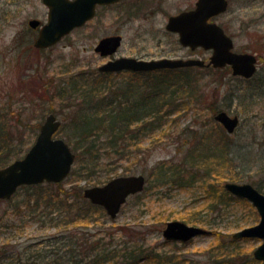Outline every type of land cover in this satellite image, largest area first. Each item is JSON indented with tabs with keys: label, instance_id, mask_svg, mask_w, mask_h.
<instances>
[{
	"label": "rangeland",
	"instance_id": "1",
	"mask_svg": "<svg viewBox=\"0 0 264 264\" xmlns=\"http://www.w3.org/2000/svg\"><path fill=\"white\" fill-rule=\"evenodd\" d=\"M3 1L6 0H0ZM26 1L27 8L14 19L15 30L28 26L26 22L31 15L45 17L32 7L39 0ZM193 1L184 0L183 7ZM230 4L229 11L220 21L235 36L233 46L237 51L258 56L257 72L245 79L234 76L226 66L208 70H197L193 66L167 74L168 78H177L175 81L178 83L194 81L191 98L186 97L184 91L180 92L183 105L177 111L163 116L151 130L149 125L147 129H141L129 144L120 145L125 153L121 160L116 158L119 156L117 153L106 148L103 155L109 156H103L104 160L93 169L88 164L80 170L75 161L73 172L63 181L69 196L78 188L83 196L84 188L103 185L113 176L143 174L146 179L143 191L129 196L113 219L107 214L92 213L86 220L78 221L77 227L66 229L64 225L41 223L40 218H46H39L38 214L45 211V205L34 204L37 196L50 195L54 188L42 187L38 194L32 193L30 198L33 201L29 204L25 191L18 188L10 200L0 199V264H12L11 258L32 256V253L45 249L46 244H50L49 239H54L52 236L55 234L61 235L62 229L65 235L75 236L73 239L78 241L77 245L84 246L96 238L98 244L111 248L116 245L125 248L140 246L143 253H149L151 257L139 264H208L213 259H223L227 254L233 258L234 264H261L252 258V252L261 240L232 239L235 231L258 222L260 216L256 208L243 198H218V188H224V183L230 181L254 184L264 193V0H231ZM108 13L105 18H95L74 31L53 50L32 56L33 70L30 72L37 99L35 120L41 124L48 110L53 109L62 122L57 137L66 140L75 154L73 143L81 130L76 128L75 117L84 112L78 103L90 81L94 79L97 86L111 87L128 84L130 80L137 85L148 84L147 77L130 72L100 77L98 66L104 59L91 49L96 40L118 29L124 36L118 54L128 55L134 52L133 45L138 46L140 39L151 44L150 39L156 33H164L161 15H151L147 21L137 19L121 24L115 22V11ZM69 42L73 44H67ZM184 53L183 49L177 52L178 55ZM183 73L189 74L191 81L180 78ZM218 110L228 111L239 118L232 132H227L214 120ZM149 121V117L133 121L130 129L142 128V124ZM30 129L28 126L26 133H29L32 143L38 130L31 134ZM27 148L22 147L24 151ZM18 150H10V158L6 160L7 149L1 150L0 167L13 160ZM81 160L84 162L86 159L82 157ZM212 185L217 186L215 196ZM19 208L27 211L18 213ZM171 220L203 227L208 233L189 242L167 241L162 229ZM68 238L64 237L65 240ZM10 244L14 246L8 251L5 245ZM5 253L10 255L8 259H5ZM228 262L224 260L218 264H231Z\"/></svg>",
	"mask_w": 264,
	"mask_h": 264
},
{
	"label": "water",
	"instance_id": "2",
	"mask_svg": "<svg viewBox=\"0 0 264 264\" xmlns=\"http://www.w3.org/2000/svg\"><path fill=\"white\" fill-rule=\"evenodd\" d=\"M108 2L113 0H43L49 8L46 24L38 32L34 45L38 47L50 46L58 41L74 26L84 24V21L94 15L95 2ZM200 0L198 8L189 14H184L186 33L183 28L175 27L174 21L170 20L168 28L180 32V40L183 44H200L214 48L211 56V64L223 67L229 64L234 75L239 74L245 78L251 76L255 70L256 57L248 52H233L232 41L226 36L220 27H208L201 24L200 16L192 17L193 14L205 12L206 6ZM223 4V3H222ZM221 4V5H222ZM225 5H222L223 9ZM197 20L200 24L193 23ZM180 21V20H179ZM30 26H38V20L31 19ZM120 37L106 36L101 39L96 49L103 55L113 53L120 44ZM182 65H204L200 59H161V60H136L134 58L118 57L108 60L99 67L102 71H119L120 69L150 70L161 67H177ZM45 122L40 126V132L35 142L27 149L22 158L8 163L0 168V199H7L21 185L39 184L42 182H60L69 173L74 163L75 154L70 146L62 138H53L57 131L60 120L53 113H49ZM214 119L220 122L227 132H232L238 125V117L231 116L226 111H219ZM145 185L142 174L114 176L103 185H93L83 189V195L90 202L100 205L110 218H115L120 207L125 203L129 195L141 192ZM225 188L236 196L246 197L252 205L256 206L259 216L258 223L245 226L233 233V238L258 237L262 243L254 251V257L261 259L264 264V194H261L252 184L242 182H225ZM163 236L169 240L188 241L190 238L207 232L206 229L194 225H188L181 220H171L162 229Z\"/></svg>",
	"mask_w": 264,
	"mask_h": 264
},
{
	"label": "trees",
	"instance_id": "3",
	"mask_svg": "<svg viewBox=\"0 0 264 264\" xmlns=\"http://www.w3.org/2000/svg\"><path fill=\"white\" fill-rule=\"evenodd\" d=\"M172 72L174 71H170V73L163 71L145 73L144 76L148 79V84L145 86L142 84L137 85L131 80L128 85L119 84L117 87L104 84L97 86L94 79L89 82L90 86L85 87L82 93L81 107L84 112L78 113V116L76 114L77 117H75L78 123L76 128L81 130L75 136L73 148L76 150L75 160L80 165L78 166L80 170L89 165L93 169L100 161L104 160L102 158L103 154L107 152L106 148L117 153L119 156L116 158L120 157L119 159L121 160L125 153L122 151L124 148H119L120 145L129 144L130 140L136 137L141 129H147L149 125L151 130L155 126L154 123L159 122L163 116L171 115V113L177 111L183 105L180 103L183 102L182 100L180 101L182 94L180 92L184 91L185 96L191 98L189 96L193 95L191 90L194 91L192 83L194 81L190 80V75L183 73L180 78L189 79L191 83L189 81L178 83L175 81L177 78L171 79L167 77V74H172ZM99 76L108 77L106 74L100 73ZM101 81L99 80L98 82ZM93 101L95 102L92 105L88 104ZM139 115H141V118ZM147 117H149L150 121L142 124V128L130 129L133 121H138L139 119L143 121ZM108 156L106 154V157ZM82 157L86 159V163L81 160ZM72 172L71 169L70 173ZM63 181L59 183L49 182L45 184L39 183V185H23L20 187L29 198L28 204L33 201L30 198L32 193L38 194L37 192L42 187L54 188L52 194L39 195L35 199V205H45V211L38 215L39 218L45 216L47 221L40 218L41 223H46L47 226L64 225L66 229H73L78 226V221L86 220L87 216H91L90 214L92 213L106 215V212L100 206L91 204L82 196L80 188L75 190V194L69 196L67 189L63 187L65 183ZM215 186H213L214 196L217 193V186ZM218 190H220V195L218 196L220 200H223L224 197L231 198V195L222 186ZM43 196H46L45 199L41 198ZM7 200H10V198ZM25 210L19 208L17 211L19 213ZM35 210H31V212ZM63 232L65 231L62 229L59 232L61 235H51L54 239L50 238V244H46L49 250L46 251V247L36 253H32V256L23 255L11 258L12 264H139L141 260L148 261L151 257L149 253L144 254L140 246L125 248L116 245L111 248L106 244H98L96 238L91 239L84 246L83 244L77 245L78 241L73 239L75 236L71 237L73 234L65 235ZM64 237L69 238L65 240ZM11 246H14V244L5 245V248L10 251L9 248ZM5 255H7V257L4 256L5 259L10 257L9 254L5 253ZM157 258L160 259L162 257L157 256ZM224 260L225 262L230 261L228 263L231 264L235 263L233 258L227 254L223 255V259H213L208 264H218Z\"/></svg>",
	"mask_w": 264,
	"mask_h": 264
},
{
	"label": "flooded vegetation",
	"instance_id": "4",
	"mask_svg": "<svg viewBox=\"0 0 264 264\" xmlns=\"http://www.w3.org/2000/svg\"><path fill=\"white\" fill-rule=\"evenodd\" d=\"M200 0H194L183 7L184 0H113L108 2H95L94 10L95 14L93 17L88 19L82 26H75L71 31H69L64 37L59 41L54 42L53 45L38 47L34 45V42L38 36L39 30L45 24L48 18V6L43 0H39L38 4L34 3L32 5L35 11L40 14H45L44 18L37 17L36 15H31L27 19L26 24L28 26H21V28L14 29V19L20 15V11L26 9V0H6L0 2V156H3L1 150L7 149L5 152V160L10 158L9 151L19 148L16 155L13 157V161L16 158H21L25 155L26 151L22 147L30 146L31 139L29 133H26L28 126L31 127V134L33 131L38 130L40 124L35 120L36 115L35 107L37 104V99L34 97V82L32 81V56L38 54V52L53 50L55 45L63 41L64 38L76 32L78 29L84 27L86 24L91 23L95 18H105L108 12L115 11L116 15L114 18L117 20L115 22L125 24L133 20L147 21L148 18L152 16L161 15L164 18V24L162 29L164 33L161 35L160 32L156 33L150 40L151 44H147L146 40L140 39L138 46L133 45V51L128 53V55L118 54V49L123 42V34L117 29L116 32L106 34L96 40V43L92 46V51L95 55L103 58L104 62L110 59L118 58L119 56L133 57L136 60L150 61V60H161V59H188L193 57H198L209 61L212 49L204 48V46H191V44H183L179 39V31L168 28L170 19L180 16V19L175 20V27H181L185 30V13L189 14L198 8V3ZM225 3V8L220 11L221 4ZM231 0H206V16L205 12L201 14H193L192 17L200 16L201 24L208 25V27L220 26L224 32L232 38L234 43L235 36L229 32V27L220 21L224 14L229 11ZM13 5H15L13 7ZM31 19L38 20V26L32 27L29 24ZM180 20V21H179ZM193 23L200 24L197 20ZM217 25V26H215ZM32 34V35H31ZM35 34V35H33ZM109 35H119L120 45L114 53H108L103 55L101 51L96 49L99 41ZM72 45L73 43H67ZM66 44V45H67ZM234 47V46H233ZM184 50L185 53L178 55L179 50ZM235 50V47H234ZM189 52V54H188ZM195 53L197 55H195ZM201 54V56L198 54ZM203 53L206 55L202 56ZM38 59V57H36ZM189 66L182 67H161L160 69H150L142 71L134 70H120L119 72H110L111 74H119L120 72H131L138 76L144 75L145 73L151 72H161V71H172L177 69H188ZM204 68H212L211 65H205ZM203 68V69H204ZM38 72V69H37ZM39 73V72H38ZM116 100V99H113ZM54 113L53 109H49L47 113ZM55 114V113H54ZM25 117L22 121L21 118ZM58 118V115L55 114ZM39 131V130H38ZM38 132L36 133V135ZM57 136V133L54 134ZM27 144V145H26ZM24 151V153H23ZM21 153H23L21 155ZM7 157V158H6ZM12 161V160H11ZM47 247V246H46ZM49 250V249H47ZM46 250V251H47ZM261 264L263 262L261 260Z\"/></svg>",
	"mask_w": 264,
	"mask_h": 264
}]
</instances>
